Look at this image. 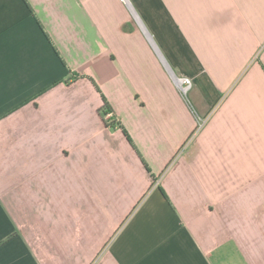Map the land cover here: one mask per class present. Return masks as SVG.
<instances>
[{
  "label": "crops",
  "instance_id": "obj_1",
  "mask_svg": "<svg viewBox=\"0 0 264 264\" xmlns=\"http://www.w3.org/2000/svg\"><path fill=\"white\" fill-rule=\"evenodd\" d=\"M0 264H264V0H0Z\"/></svg>",
  "mask_w": 264,
  "mask_h": 264
},
{
  "label": "rangeland",
  "instance_id": "obj_2",
  "mask_svg": "<svg viewBox=\"0 0 264 264\" xmlns=\"http://www.w3.org/2000/svg\"><path fill=\"white\" fill-rule=\"evenodd\" d=\"M181 93H182L183 95H185V99H186V101H190L189 96L187 97V95H186L187 92L184 94V92L181 91ZM205 121H206L205 119H201V120H198V119H197V127H196V130H197V129L199 130V128L202 127V125H204ZM195 133H196V132H195ZM195 133L193 132V133L191 134L190 137H193V138H194L195 135H196ZM190 137H189V139L187 140V142H185V144L182 146V148H181V152H180L181 155H182L184 152L187 151V149H188V148H187V143H188V141H189V140H190V141L193 140V138H190Z\"/></svg>",
  "mask_w": 264,
  "mask_h": 264
},
{
  "label": "built area",
  "instance_id": "obj_3",
  "mask_svg": "<svg viewBox=\"0 0 264 264\" xmlns=\"http://www.w3.org/2000/svg\"><path fill=\"white\" fill-rule=\"evenodd\" d=\"M179 86L181 88V91L184 92V94L187 92V90L189 89V87L191 86V82L188 78H182L179 80ZM105 118H107V120L111 119V115L110 114H106ZM112 120V119H111ZM193 138V137H191Z\"/></svg>",
  "mask_w": 264,
  "mask_h": 264
},
{
  "label": "trees",
  "instance_id": "obj_4",
  "mask_svg": "<svg viewBox=\"0 0 264 264\" xmlns=\"http://www.w3.org/2000/svg\"><path fill=\"white\" fill-rule=\"evenodd\" d=\"M106 112H107V111L105 110V108H104V109H102V113H103V115H105V114H106ZM111 124H112V125H114V124H113V122H112ZM111 124H110V125H111Z\"/></svg>",
  "mask_w": 264,
  "mask_h": 264
},
{
  "label": "water",
  "instance_id": "obj_5",
  "mask_svg": "<svg viewBox=\"0 0 264 264\" xmlns=\"http://www.w3.org/2000/svg\"><path fill=\"white\" fill-rule=\"evenodd\" d=\"M162 61H163L164 65H165V67L169 70L167 63L163 60V58H162Z\"/></svg>",
  "mask_w": 264,
  "mask_h": 264
}]
</instances>
